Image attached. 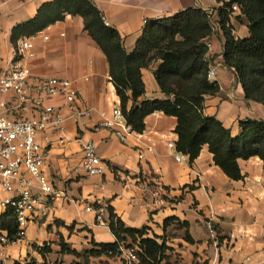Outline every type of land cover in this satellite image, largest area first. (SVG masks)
<instances>
[{"label": "crops", "instance_id": "0c3cea01", "mask_svg": "<svg viewBox=\"0 0 264 264\" xmlns=\"http://www.w3.org/2000/svg\"><path fill=\"white\" fill-rule=\"evenodd\" d=\"M53 1L0 0V73L15 64L13 29L35 18L41 6ZM90 1L109 27L119 32L129 53L147 22L187 9L212 13L216 20V10L221 6L216 0ZM232 24L236 38L250 37L243 15L233 19ZM42 32L49 40L41 35L33 40L36 57L20 60L38 81H29L31 91L26 100L14 92L0 95V99L8 105L9 120L38 119L41 102L66 118L62 131L51 127L37 136L40 146L48 151L42 171L55 193L43 195L32 179V191L38 199L35 212L25 237L1 248L0 264L31 260L37 264H123L120 255L84 258L63 253L61 248L65 244L82 254L96 244L115 243L109 228V206L127 228L149 227L147 237L165 238L169 249L164 264H264V163L257 157L240 161L243 179L232 181L215 166L207 147L194 162L185 155V161L177 162V149L169 147L178 141L177 119L160 112L146 119L142 134L130 129L122 141L115 132L119 126H103L112 118L114 107L120 106V99L111 82L108 60L85 31L83 20L67 16ZM209 40L210 65L217 68L211 81L219 83L220 93L207 98L204 112L238 134L241 121H264V105L248 101L235 74L225 67L222 32ZM159 64L143 70L146 93L137 105L165 98L154 76ZM53 78L71 82L78 93L74 105L62 96H47L41 82ZM85 111L89 112L87 117L75 118ZM89 142L95 144L98 156L108 164L102 176H89L83 168V145ZM49 143L52 145L48 148ZM157 180L164 186L163 202L159 204L153 196ZM5 197L0 187V216L5 212L1 206ZM96 205L104 209V224L96 221L94 211H87L90 206L97 210ZM172 217L187 222L188 230L178 224L165 229V221ZM187 231L194 243L187 241ZM45 243L52 251L43 257L33 246Z\"/></svg>", "mask_w": 264, "mask_h": 264}, {"label": "trees", "instance_id": "16d2710c", "mask_svg": "<svg viewBox=\"0 0 264 264\" xmlns=\"http://www.w3.org/2000/svg\"><path fill=\"white\" fill-rule=\"evenodd\" d=\"M216 1L221 3L216 10V20L212 13L187 9L172 17L147 22L135 49L130 53L125 49L119 32L105 25L103 15L90 0H54L44 4L35 18L13 29L11 43L16 53L19 42L24 38H31L63 22L67 16L82 19L85 31L108 60L111 82L131 131L142 134L146 119L157 112L175 117L178 152L194 162L207 147L215 166L232 181H241L240 161L257 157L264 163V121L243 120L239 123V133L234 134L216 117L205 115L207 98L220 93L219 83L208 78L210 60L207 41L218 31L222 32L225 67L235 74L248 101L264 105V0ZM234 5L241 7V15L248 21L250 37L247 39L234 36L232 20L241 16L233 14ZM214 21L218 24V30ZM154 63H160L154 76L165 98L146 100L137 105L146 93L143 70ZM130 102L132 106L129 108ZM95 207L100 208V205ZM108 209L109 228L116 238L115 243L96 244L92 250L82 254L61 244L62 252L84 258L117 257L121 254L122 246L130 248L137 245L139 264H164L169 249L165 238L147 237L149 227L127 228L112 207ZM172 224L187 230L189 228L187 222L182 223L172 217L165 221V229ZM212 227L216 230L215 226ZM0 232L6 234L9 243L21 240L13 208H8L0 216ZM188 233L187 241L194 243ZM219 241L223 239L219 238ZM33 247L43 257L52 251L47 243ZM30 262L37 264L33 260Z\"/></svg>", "mask_w": 264, "mask_h": 264}, {"label": "built area", "instance_id": "2783aa9c", "mask_svg": "<svg viewBox=\"0 0 264 264\" xmlns=\"http://www.w3.org/2000/svg\"><path fill=\"white\" fill-rule=\"evenodd\" d=\"M232 12L235 15H241V7L234 5ZM214 22L215 28L218 30V24L216 21ZM104 23L106 26H109L105 20ZM39 35L42 36L43 40H49L48 35L40 32L31 38H24L19 42L18 51L15 53V57L18 59L15 60V64H13L9 71L0 73V95L14 92L20 99L26 100L28 92L31 91L29 81H38V79L34 77L28 66L20 64V60L24 58L34 59L36 57L33 40L39 37ZM207 46L209 50L212 47L209 39ZM216 75L217 68L211 67L210 65L208 78L211 80ZM41 84L49 98L62 96L71 106L77 101L78 93L68 80L53 78L44 80ZM39 109L40 116L38 119L9 120L6 117L9 111L8 105L4 100L0 99V187L7 194V197L1 201V206L5 210L8 208L15 210L20 229L19 237L21 239L26 235L29 221L38 204V199L32 191L33 180L36 181L43 195L50 196L55 193L53 185L49 183L42 171L48 151L40 146L37 141V136L40 133H45L51 127L62 131L63 124L66 121V118L52 106H47L41 102ZM88 115L89 112L85 111L77 114L75 118H84ZM103 126L113 129L119 126L120 129H116L115 132L122 141L126 140L125 134L130 130L123 117L120 106L114 107L112 118L105 120ZM51 145L52 143H49L48 148ZM169 147L176 150L174 143H170ZM139 158L143 159V154H140ZM176 161H185L184 155L177 152ZM82 164L89 176H102L108 169V164L98 156L96 146L92 142L83 145ZM16 182H18L17 188L15 186ZM156 186L157 189L154 191L153 196L159 204L163 202L162 194L164 186L159 180H157ZM87 211H94L96 213V221L104 224V209L98 208L95 210L90 206L87 208ZM8 244L9 241L6 234L0 232V250ZM138 251L139 246L137 245L130 248H120V256L123 264H139ZM2 257L3 253L0 251V258ZM25 264H31V262L27 261Z\"/></svg>", "mask_w": 264, "mask_h": 264}]
</instances>
